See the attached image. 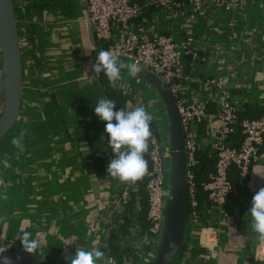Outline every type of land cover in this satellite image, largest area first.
Here are the masks:
<instances>
[{"label": "crops", "instance_id": "obj_1", "mask_svg": "<svg viewBox=\"0 0 264 264\" xmlns=\"http://www.w3.org/2000/svg\"><path fill=\"white\" fill-rule=\"evenodd\" d=\"M139 21L154 35L168 34L177 42L190 38L198 52L188 70L205 79L228 74L232 100L241 105L240 116L264 114V0H241L232 9L212 0H179L166 7L157 0ZM201 5L196 9L195 2ZM22 54V103L20 114L0 141V250L28 230L40 242L33 264H70L61 254L72 247H92L105 253L101 264H137L143 252L153 249L141 230V208L131 210L119 202L125 182L107 173L114 158L107 146L106 121L94 106L107 98L100 74L92 65L99 54L86 0H14ZM146 19V20H144ZM92 35V36H91ZM128 63L126 60H120ZM133 63V62H132ZM135 75L121 69L115 87L126 96L128 109L159 103L145 70ZM193 83L188 96L200 91ZM206 124L198 125L201 145L207 143ZM24 132V150L12 140ZM237 130L230 137L238 145ZM260 159L251 167L249 180L241 183L238 169L230 171L239 191L220 209L210 207V224L220 232L219 252L201 250L193 260L184 250L176 264H258L256 249L264 241L245 218L255 193L264 187V142ZM129 218L127 234L113 239V225ZM144 224H149L148 212ZM144 227L146 228V226ZM145 244L148 248L145 249ZM139 253L135 258L122 250ZM70 257V258H71ZM190 258V259H189Z\"/></svg>", "mask_w": 264, "mask_h": 264}, {"label": "built area", "instance_id": "obj_2", "mask_svg": "<svg viewBox=\"0 0 264 264\" xmlns=\"http://www.w3.org/2000/svg\"><path fill=\"white\" fill-rule=\"evenodd\" d=\"M157 1L166 7L179 3V0ZM212 1L228 10L241 0ZM150 5L149 1L137 0H86L94 35L99 41L98 52L105 48L111 49L117 53L119 60H130L145 71L154 72L167 83L174 94L186 134L188 216L191 218V230L199 229V246L216 256L221 248L219 229L210 223L196 225L201 216L194 171L198 162L196 153L202 146L198 125L206 124L207 143L204 146L212 149L217 157L215 170L209 174L208 180L202 186L208 193L211 207L220 209L239 191L237 184L231 179V168L237 167L241 183H244L249 180L252 165L260 159V146L264 142V114L257 118L240 116L241 105L232 100L228 74H216L205 79L193 76L187 66L188 56H191V62L198 58L192 40L188 38L177 42L168 34H152L145 21H139L150 9ZM200 5V1L195 2L196 9ZM193 83L199 84L202 89L195 96H188L185 89ZM158 108L166 110L164 103H156L150 111L160 127L161 122L167 121V118L158 114ZM237 130H240L242 139L238 145H232L230 137ZM167 138L169 140V133ZM150 144L148 154L151 169L146 188L149 231L154 247L148 253L143 252L137 264H146L151 259L163 224L168 147L155 135L152 136ZM141 181L143 178L135 183H125L119 202L128 204L131 187ZM254 261L264 264V244L257 247Z\"/></svg>", "mask_w": 264, "mask_h": 264}, {"label": "water", "instance_id": "obj_3", "mask_svg": "<svg viewBox=\"0 0 264 264\" xmlns=\"http://www.w3.org/2000/svg\"><path fill=\"white\" fill-rule=\"evenodd\" d=\"M0 52L1 141L16 123L22 103V54L14 0H0ZM144 77L164 103L169 125V180L165 188L163 224L156 249L146 264H174L185 239L188 220L186 134L176 98L167 83L152 71L146 70ZM72 252L71 246L65 248L61 260L68 261ZM3 255L10 257L13 264H33L35 260V253L26 252L17 238L5 248Z\"/></svg>", "mask_w": 264, "mask_h": 264}, {"label": "clouds", "instance_id": "obj_4", "mask_svg": "<svg viewBox=\"0 0 264 264\" xmlns=\"http://www.w3.org/2000/svg\"><path fill=\"white\" fill-rule=\"evenodd\" d=\"M96 76L103 72L110 83L115 86L122 79L121 69H127L129 74L135 75L139 71L135 63H122L113 50H101L92 65ZM116 102L101 98L95 103L94 111L102 120L106 121L105 131L109 134L107 146L112 149L114 158L107 167L108 175L118 178L121 182L135 183L142 179L149 171V163L145 154L149 151L152 131L153 115L143 105L132 109L127 106L116 110ZM24 132L12 140L14 146L24 150ZM250 217L248 225L260 241H264V187H261L253 196L251 207L245 218ZM28 253H35L40 247L38 239L33 238L28 231H23L17 237ZM0 250V264H13L10 257L4 256ZM105 261V253L96 247L90 250L77 248L70 264H101Z\"/></svg>", "mask_w": 264, "mask_h": 264}, {"label": "trees", "instance_id": "obj_5", "mask_svg": "<svg viewBox=\"0 0 264 264\" xmlns=\"http://www.w3.org/2000/svg\"><path fill=\"white\" fill-rule=\"evenodd\" d=\"M139 2H142L141 0H137ZM106 49V48H105ZM104 49V50H105ZM191 57V56H189ZM100 80L104 89V92L106 93L108 99L114 100L116 102V110H119L121 107H125L127 96L121 92L119 89H117L115 86H113L108 77L101 72L100 73ZM147 108V107H146ZM148 109V108H147ZM151 114L152 112L148 110ZM153 115V114H152ZM242 118H249V117H242ZM151 131L152 134L155 136L160 137V127L156 122L155 116H153V121L151 122ZM152 135V136H153ZM151 149V144L149 147V150ZM149 152V151H148ZM148 152L145 154V158L147 159L149 163V171L148 173L143 177V181L139 182L135 186H132L130 189V201L128 202L127 208L129 210L132 209L134 203H138L141 208V215L139 214L140 221L142 222L141 230L143 233H146L147 240H151V233L149 231L150 224L145 225L144 221L147 219L146 215L148 212V193L146 188L147 179L149 177V172L151 169V162L149 158ZM197 157V164L194 167L195 176H196V182L198 185V199H199V210H200V218L196 225H202L204 223H210V213L208 212L209 208L211 207V201L208 198V193L206 190H204L202 184L208 180L209 174L212 173L215 170V163H216V153L206 146H200L196 153ZM231 175V174H230ZM232 179V178H231ZM124 218V221L121 223H115L113 227H115L114 232L112 233V238L115 239V237L118 234L124 235L128 232V225H129V218L127 215H122ZM149 221V220H148ZM146 226V228L144 227ZM191 218L188 216L187 220V227L188 232L185 236V241L183 242L180 252L177 256V259H181L182 252L187 248L191 254V260L194 259L195 255L201 250H204L199 246V229H192L191 230ZM145 249L148 248V245L145 244ZM126 251L127 253H130L135 258H138L139 253L136 251L131 250H122ZM190 259V258H189Z\"/></svg>", "mask_w": 264, "mask_h": 264}, {"label": "rangeland", "instance_id": "obj_6", "mask_svg": "<svg viewBox=\"0 0 264 264\" xmlns=\"http://www.w3.org/2000/svg\"><path fill=\"white\" fill-rule=\"evenodd\" d=\"M126 62L128 63H132V61L130 60H126ZM1 63H2V59H1V52H0V78H1ZM147 81L145 80L144 83L142 84L143 85V88L145 89L147 87ZM149 97H158V100H159V103L162 105L163 102L162 100L160 99L158 93L156 91H153ZM2 108V105H0V110ZM158 114L161 115L162 117H166V110H160V108H158ZM169 133V125H168V122L167 121H162L161 122V126H160V138L162 140V143L164 142L166 144V147L169 146V140L167 138V134ZM167 163L169 164V160L167 158ZM167 164V166H168ZM235 167V166H234ZM232 167V168H234ZM232 168H231V171H232ZM237 168V167H236ZM166 178H167V184L166 186L168 185V180H169V168H167L166 170ZM188 232V228L186 229V234ZM185 241V239H184ZM179 259L176 258L174 264H176L178 262Z\"/></svg>", "mask_w": 264, "mask_h": 264}]
</instances>
